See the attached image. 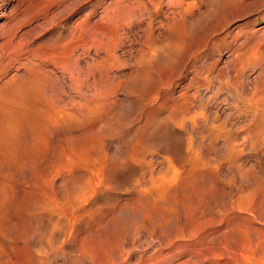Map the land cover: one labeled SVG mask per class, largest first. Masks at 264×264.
I'll return each instance as SVG.
<instances>
[{
  "label": "rangeland",
  "instance_id": "1",
  "mask_svg": "<svg viewBox=\"0 0 264 264\" xmlns=\"http://www.w3.org/2000/svg\"><path fill=\"white\" fill-rule=\"evenodd\" d=\"M136 1L0 0V264H264V0Z\"/></svg>",
  "mask_w": 264,
  "mask_h": 264
},
{
  "label": "bare ground",
  "instance_id": "2",
  "mask_svg": "<svg viewBox=\"0 0 264 264\" xmlns=\"http://www.w3.org/2000/svg\"><path fill=\"white\" fill-rule=\"evenodd\" d=\"M136 2L138 3V5L142 6L141 10H142V8L146 7V6L142 5L143 4L142 0H140V1L137 0ZM157 3H160V2H157ZM144 4H145V2H144ZM134 7L139 9L138 6L137 7L133 6V8ZM131 8H130V10H131ZM133 8H132V10L134 11ZM126 15H127V13H126ZM19 93L21 95L23 94L22 92H19ZM26 97H27V95H26ZM26 97H24V99ZM13 100L19 101L18 99H13ZM36 100L37 99H34V101H36ZM7 102H11V100H8ZM19 102H21V101H19ZM12 104H13V102H12ZM14 107H16V106H14ZM13 108L9 107V106L7 107V104L4 105V103L2 104V106H0V151L3 150V148H5V150H7V151H9V149H10L9 154H7L5 156L6 163L14 161V158L12 155L13 154L15 155L14 147L16 148V143H17L15 133H16L18 127H20V125H19L20 122L25 121L26 119H30L31 117L33 118L34 117L33 114L35 113L31 108L29 109L28 107L24 108L23 110L20 108H17V107H16V109L15 108L13 109ZM187 116H188V114H187Z\"/></svg>",
  "mask_w": 264,
  "mask_h": 264
}]
</instances>
